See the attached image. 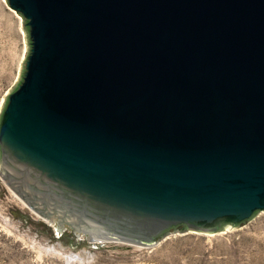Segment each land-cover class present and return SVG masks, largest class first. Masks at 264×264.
Segmentation results:
<instances>
[{"label": "water", "instance_id": "obj_1", "mask_svg": "<svg viewBox=\"0 0 264 264\" xmlns=\"http://www.w3.org/2000/svg\"><path fill=\"white\" fill-rule=\"evenodd\" d=\"M19 76L0 176L82 260L264 212V0H6ZM90 241L93 245H89Z\"/></svg>", "mask_w": 264, "mask_h": 264}, {"label": "rangeland", "instance_id": "obj_2", "mask_svg": "<svg viewBox=\"0 0 264 264\" xmlns=\"http://www.w3.org/2000/svg\"><path fill=\"white\" fill-rule=\"evenodd\" d=\"M21 26L22 17L0 0V104L24 59ZM12 210L46 225L0 176V264H264L263 211L238 228L214 234L171 233L150 247L96 241L100 249L87 248L95 257L82 260L33 234L14 219Z\"/></svg>", "mask_w": 264, "mask_h": 264}, {"label": "bare ground", "instance_id": "obj_3", "mask_svg": "<svg viewBox=\"0 0 264 264\" xmlns=\"http://www.w3.org/2000/svg\"><path fill=\"white\" fill-rule=\"evenodd\" d=\"M96 242V241H95ZM99 242H102V241H99ZM103 242H106V241H103ZM109 242V241H108ZM72 257V256H71ZM75 257V256H74Z\"/></svg>", "mask_w": 264, "mask_h": 264}]
</instances>
